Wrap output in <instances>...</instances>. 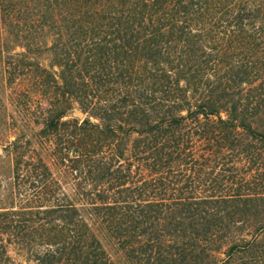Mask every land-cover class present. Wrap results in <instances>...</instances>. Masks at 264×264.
Segmentation results:
<instances>
[{
    "label": "trees",
    "instance_id": "1",
    "mask_svg": "<svg viewBox=\"0 0 264 264\" xmlns=\"http://www.w3.org/2000/svg\"><path fill=\"white\" fill-rule=\"evenodd\" d=\"M0 92V264H264V0H0Z\"/></svg>",
    "mask_w": 264,
    "mask_h": 264
},
{
    "label": "rangeland",
    "instance_id": "2",
    "mask_svg": "<svg viewBox=\"0 0 264 264\" xmlns=\"http://www.w3.org/2000/svg\"><path fill=\"white\" fill-rule=\"evenodd\" d=\"M3 75V74H2ZM14 87L11 88H6L5 92L7 94H10L11 91H13L14 89H21V85L19 82H17V84L13 85ZM0 98H2V93L0 92ZM6 98H8V96H6ZM8 103V102H6ZM9 104V103H8ZM46 104H43V102L41 103V107H45ZM30 107H32L33 109L30 112H27L26 114V121L25 124H23L22 118L21 117H16L13 116V118H9V126L5 125L3 127L0 128V154L4 153V147L6 145V140L7 139H13L16 135H21V136H28L29 134H34L37 133L39 134L40 128L42 127V118H41V110L38 106V104H36V101L33 102V104L30 105ZM76 107L77 109H79L80 111H82L83 115L82 116H76L75 114H73V108ZM9 108H11V106L9 105ZM11 113H15L14 110L10 109L9 110ZM16 115V114H14ZM89 117V113L88 112H84L77 104H73L72 109L70 110V112H68V115L64 118L66 120H77L79 123L84 119V118H88ZM90 120L93 122H97L98 120L95 119L94 117H90ZM51 141L50 142H46L45 139L42 140V145L39 143V141L34 142L33 146H35L38 150H40V152L42 153V157L44 158L45 162L47 163L49 169L51 170L52 174H53V178L57 179L63 186H64V190L66 192H71L72 190V186L69 185L68 182H70V180H74L72 177H77L81 175V170L78 169V175L75 174L73 171L70 172L69 167L67 166L68 163H61L59 161V159L53 154V150L52 148H54V142L56 141V137L51 136ZM39 140V139H37ZM42 146V147H41ZM103 152L105 154V156H109L111 154V152L109 151V147L105 146L103 148ZM2 165V169L6 172L7 170V165L6 164H1ZM67 184V185H65ZM10 256L12 257V259L14 260L12 264H16V263H21V264H28L26 263L23 259H21L20 256H18L17 254H15V252L12 250V248H10L9 251ZM29 264H34L33 262L29 263Z\"/></svg>",
    "mask_w": 264,
    "mask_h": 264
},
{
    "label": "water",
    "instance_id": "3",
    "mask_svg": "<svg viewBox=\"0 0 264 264\" xmlns=\"http://www.w3.org/2000/svg\"><path fill=\"white\" fill-rule=\"evenodd\" d=\"M73 114H75L76 116H79V117L83 115L82 111H80L76 107L73 108Z\"/></svg>",
    "mask_w": 264,
    "mask_h": 264
}]
</instances>
